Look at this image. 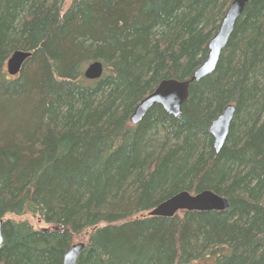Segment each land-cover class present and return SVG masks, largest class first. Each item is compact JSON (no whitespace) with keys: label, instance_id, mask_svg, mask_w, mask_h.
<instances>
[{"label":"trees","instance_id":"trees-1","mask_svg":"<svg viewBox=\"0 0 264 264\" xmlns=\"http://www.w3.org/2000/svg\"><path fill=\"white\" fill-rule=\"evenodd\" d=\"M231 2L0 0V264H63L77 243V264H264V0L180 117L155 104L130 119L162 81L192 77ZM17 50L31 56L10 76ZM228 105L216 154L209 128ZM204 190L230 207L148 215Z\"/></svg>","mask_w":264,"mask_h":264},{"label":"water","instance_id":"water-1","mask_svg":"<svg viewBox=\"0 0 264 264\" xmlns=\"http://www.w3.org/2000/svg\"><path fill=\"white\" fill-rule=\"evenodd\" d=\"M250 0H232L228 7L220 27L208 44L207 59L195 70L192 77L186 81L174 79L164 80L153 93L146 96L135 108L131 122L138 124L155 104L161 105L169 114L180 117L182 107L189 97V89L193 82L211 75L219 62L221 53L226 47L228 40L234 30L236 20L244 11ZM31 52L17 50L9 57L6 65L10 76L19 75ZM104 74L102 62L90 63L85 69V77L89 80H98ZM235 106L228 105L223 112L213 120L209 133L214 138V149L218 154L223 148L230 131L231 123L235 114ZM230 207L228 198L218 195L212 190H204L197 194L183 191L171 198L161 202L150 210V216L173 217L179 211H224ZM3 219H0V249L4 244ZM85 247L84 243L72 245L64 256L63 264H77L79 257Z\"/></svg>","mask_w":264,"mask_h":264},{"label":"rangeland","instance_id":"rangeland-1","mask_svg":"<svg viewBox=\"0 0 264 264\" xmlns=\"http://www.w3.org/2000/svg\"><path fill=\"white\" fill-rule=\"evenodd\" d=\"M71 1H72V0H65L66 5H69ZM34 225H35L37 228H46V227H48V226L45 225L44 223H40V222H34Z\"/></svg>","mask_w":264,"mask_h":264},{"label":"bare ground","instance_id":"bare-ground-1","mask_svg":"<svg viewBox=\"0 0 264 264\" xmlns=\"http://www.w3.org/2000/svg\"><path fill=\"white\" fill-rule=\"evenodd\" d=\"M213 37H214V36H213ZM213 37H212V38H213ZM212 38H211V39H212ZM209 42H210V41H209ZM207 56H208V54H207ZM206 59H207V57H206ZM206 59H205V60H206ZM205 60H204V61H205ZM174 80H176V79H174ZM177 81H179V80H177ZM162 82H163V81H162ZM157 87H158V86H157ZM157 87H156V88H157ZM152 93H153V92H152ZM150 94H151V93H150ZM149 212H150V211H149ZM149 212H148V215H149Z\"/></svg>","mask_w":264,"mask_h":264}]
</instances>
